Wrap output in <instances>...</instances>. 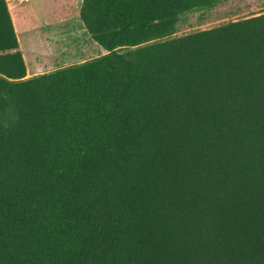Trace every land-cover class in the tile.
I'll return each mask as SVG.
<instances>
[{
    "label": "trees",
    "instance_id": "16d2710c",
    "mask_svg": "<svg viewBox=\"0 0 264 264\" xmlns=\"http://www.w3.org/2000/svg\"><path fill=\"white\" fill-rule=\"evenodd\" d=\"M81 0L104 54L26 78L0 0V264H264V12Z\"/></svg>",
    "mask_w": 264,
    "mask_h": 264
},
{
    "label": "rangeland",
    "instance_id": "374dc122",
    "mask_svg": "<svg viewBox=\"0 0 264 264\" xmlns=\"http://www.w3.org/2000/svg\"><path fill=\"white\" fill-rule=\"evenodd\" d=\"M56 6L51 0H40L38 3L31 1L21 5L25 24L18 37L25 57H28V67L30 61L39 56L43 59L45 70L51 72L102 55L103 49L79 25V0L71 1L66 9ZM262 12L264 0H221L211 10L181 14L176 33L170 38L217 27Z\"/></svg>",
    "mask_w": 264,
    "mask_h": 264
},
{
    "label": "crops",
    "instance_id": "0c3cea01",
    "mask_svg": "<svg viewBox=\"0 0 264 264\" xmlns=\"http://www.w3.org/2000/svg\"><path fill=\"white\" fill-rule=\"evenodd\" d=\"M34 2V3H38L40 0H6L8 9H9V13L12 19V23L14 26V30L18 39V43H19V49L22 52V56L25 62V66H26V78L29 77H33L36 75H40V74H44V73H48L49 71H46V67L42 64L43 59L35 58L32 61H30V66L28 67V60L25 57V54L23 52V49L21 47V44L19 42V37H18V31L16 28V23L15 20L19 23V24H25V15H24V10L21 8V5L24 3H29V2ZM49 1V0H48ZM52 2H54V5H57L56 8H62V9H66L68 7V4L73 1V0H51ZM62 2V3H61ZM81 4V0H79V5ZM79 7L78 6V11H79ZM64 14H66L64 12ZM63 21L65 22L66 19H63ZM78 21H79V25L83 27L82 22L80 21L79 18V13H78ZM84 29V28H83ZM85 30V29H84ZM105 52L103 51L102 54H104Z\"/></svg>",
    "mask_w": 264,
    "mask_h": 264
},
{
    "label": "bare ground",
    "instance_id": "6f19581e",
    "mask_svg": "<svg viewBox=\"0 0 264 264\" xmlns=\"http://www.w3.org/2000/svg\"><path fill=\"white\" fill-rule=\"evenodd\" d=\"M15 23H16V28H17V31H18V34L21 33V31L23 30V25L22 24H19L16 20H15ZM21 35V34H20ZM23 44V43H22ZM25 46V45H24ZM23 47V46H22ZM30 47V46H29ZM27 48V47H26ZM29 50V49H28ZM24 52V51H23ZM32 52V51H31ZM25 53V52H24ZM28 53V52H27ZM26 53V54H27ZM33 54V53H32ZM36 56V55H35ZM28 58V57H26ZM40 58V56H39ZM41 59V58H40ZM36 60V59H35ZM29 61V60H28Z\"/></svg>",
    "mask_w": 264,
    "mask_h": 264
}]
</instances>
